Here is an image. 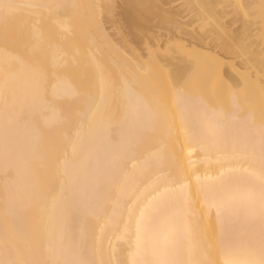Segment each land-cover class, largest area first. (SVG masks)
<instances>
[{
  "label": "bare ground",
  "instance_id": "bare-ground-1",
  "mask_svg": "<svg viewBox=\"0 0 264 264\" xmlns=\"http://www.w3.org/2000/svg\"><path fill=\"white\" fill-rule=\"evenodd\" d=\"M181 8L264 27V0H0V264H264L256 88L203 96L219 59L174 90L122 31Z\"/></svg>",
  "mask_w": 264,
  "mask_h": 264
},
{
  "label": "rangeland",
  "instance_id": "rangeland-1",
  "mask_svg": "<svg viewBox=\"0 0 264 264\" xmlns=\"http://www.w3.org/2000/svg\"><path fill=\"white\" fill-rule=\"evenodd\" d=\"M150 6L151 7L154 6V3H151ZM180 10L182 11V13L180 11L181 16L178 17L177 19H174V20H176L175 22H173V20L171 22H169V21L161 19L160 17H157L156 19H150L148 22H144V23L135 22V23H132L131 25H127V24L125 25L124 24L123 26H121L122 31L125 33V36H129V37H131L134 34H139V36H140L139 39L134 40L131 37L132 42H133V40H134V42L136 41V43L133 42L134 46H136V49H139V50L141 49L139 52L145 56H149L151 52H153L157 56L156 59L158 60V62L160 61V62H162V65H165V67L163 66L164 71L166 70L165 74H170L169 72H171V74L173 75V76L171 75L172 78L173 79L176 78L174 80L173 84L171 83V87H174L175 85H177V86H175V88H173L174 90L175 89H181V88L183 89V85H185L184 90L186 89V91H189V92L193 91V93L199 92L198 88H197L198 90H192V89L196 88V87L194 88V86L191 89V86L194 85L195 81L197 80V79L193 80L194 82L192 81L194 75H196V77L199 76L201 81H200V79L198 81L201 82L202 86H204L203 83H205V81H207L206 80L207 78H205L206 76L204 77L205 78V81H204L203 77L201 78V76L198 75V74L202 75L203 73L206 75V73L202 72L201 68H199V67H203L206 65L205 66L206 68L204 69L206 71L208 68V65L210 64V65H212V71H213L212 73H216L215 69H217V66H218V65L216 66V64H218L217 61H219V59L224 61L225 64H224L223 68H221V69H224L223 71H225L226 74L224 73V75H223V73H221L222 70L219 69L220 71H218L216 73L217 77H215L216 78V79H214L215 81H213L211 84H209L206 87L204 86L205 88H202V91H205V90H208V91L207 92L206 91L200 92V93H202L203 96H205L207 94L205 97H208L209 99L213 100L214 102H216L217 105L218 104L221 105L222 102H224L226 104L227 100L229 102V100H230L229 95H232L234 93L238 94V97H239L238 99H240V100L241 99H243V100L247 99L246 93L248 92V88L250 89V91H251V89L253 90L254 88H256L254 90V92H257L258 94L254 93L253 96H255V97L251 98V96H250L253 91L250 92V94H248L250 97V100L253 99L252 101L254 102L253 103L249 100L250 101L249 105H251V103L255 104L256 106L252 105V107H255L253 109L256 110L257 114H261L260 115L261 119L264 120V115H263L264 114V109H263L264 108L263 107L264 106L263 105L264 104V99H263L264 96H262V93H261L262 89H260L262 87L263 83L259 84L260 79L264 80V50L261 51V47L264 44V40H263L264 39V37H263L264 33H263V29H262L264 27H262L263 25L261 23H260L261 25L258 24L260 21L258 20L259 22L257 23V20L255 18H249V20H248V18L246 20L244 18V20L243 19L241 20L240 17H235L236 19L232 18V20H231L232 16L231 17L226 16V18H224V21H222L223 18H220L221 19L220 21H219V19L205 21L203 18H197L196 16H192V15L187 16L188 13H190V12H188L184 8H181ZM234 16H236V15H234ZM228 17L230 20L228 19L229 21H226ZM240 20L242 21V23ZM253 20L256 22V24H254ZM182 21H184V22L182 23ZM225 21L228 24H226ZM238 21H240V22H238ZM178 22H179V24H178ZM180 22L182 24H180ZM221 22H223V24L227 25L225 27L227 29L222 28L223 24ZM229 22H231V23H229ZM230 24L231 25L233 24V26H231ZM249 24H251L250 28L248 27ZM220 26H222V27H220ZM252 26L255 29L258 28V30H255ZM255 26H258V27H255ZM107 27H109V26L107 25ZM229 27L230 28L232 27L231 29H234V31L230 30ZM259 27L262 30H260ZM142 28L144 30H146L145 35H141L139 33V31ZM236 28L238 29V32H237ZM242 31H244V32H242ZM250 31H254L255 33L250 32ZM257 31L259 32L260 36L257 34L258 33ZM190 33H191V35H190ZM255 34H257V35H255ZM177 35L179 37H177ZM196 35H198V37H196ZM174 39H176V40H174ZM257 44H258V46H257ZM257 47H259V48L257 49ZM146 48L151 49V51H148V49H146ZM232 53H234V54L231 56ZM236 53H238V55H240V56H237ZM213 54H214V56H213ZM236 56H237V58H236ZM226 59L229 61L231 60L230 64H228L229 61L227 62ZM191 64L195 68H193L191 66ZM219 64H220V62H219ZM180 66H181V68H180ZM182 67H184V69H182ZM226 67H228V68H226ZM178 68L182 69L181 74L182 75L185 74L184 77H182V75L180 74V70H177ZM229 68H231L234 72ZM167 69H168V71L169 70H171V71L168 72ZM172 69L175 72L172 71ZM194 69H195V71H197L196 69H198V70H200V72L198 74H195ZM183 72H185V73H183ZM210 72H211V69H210ZM216 74L214 76H216ZM227 74L228 75L231 74L229 76V78H231V79L228 78ZM192 75H193V77H192ZM222 75L224 76L223 79H222ZM243 75H244V78H243ZM190 76H191V79H190ZM210 76L212 77L213 75L211 74V75H209V77ZM180 77L182 79H180ZM183 78H185V79H183ZM187 78H188V81L190 80L193 82L192 85H190L191 84L190 81H189V83L186 84V82L184 80H187ZM173 79H172V81H173ZM233 79H234V81H232ZM256 79H258L259 81H257ZM227 80L228 81L230 80L231 82H227ZM221 81L223 82L224 85L227 84L226 85L227 87L223 86L222 83H219ZM214 82L217 84V86H215V87H214ZM247 82H249V83H247ZM174 83H176V84H174ZM207 83H208V81H207ZM168 84H169L168 82L164 83L165 86H167ZM201 84L199 83V85H197V83H196L195 85L197 87H200ZM255 85H256V87H255ZM169 86H170V84L168 85V87ZM218 86H220V87H218ZM168 87H165V88H167L166 91L168 89H171ZM213 87H214V89H213ZM222 87H223V89H222ZM217 88L220 90L217 91L218 90ZM210 89H211L212 94L209 93ZM239 89H240V91L243 89V91L246 92V93H244L243 91L241 92V93L245 94V96L243 94L241 95V97L239 96L240 95ZM162 90H163V88H162ZM215 90H216V93H215ZM163 91L166 92L165 90H163ZM208 94H210V96ZM219 94L221 95V97L224 96L223 98H225V100L222 99ZM242 96H243V98H242ZM164 97L162 98L161 102L163 100L167 99V98L165 99ZM213 98H215V99H213ZM259 98H262V99H259ZM218 99L220 102L216 101ZM243 100L240 101L243 105L248 103L247 102L248 100L246 102L244 100V102H245V104H244L242 102ZM260 100H261V102H260ZM161 102H160V104H161ZM167 102H168V100L165 102L166 105H164V104H161V105H164V107L165 106L168 107V110H169L171 108L170 104L173 105V102L170 101L171 103L169 102V105ZM156 103H158V102H156ZM258 103L262 107L261 109H260V106L257 105ZM223 105H221V106H223ZM247 105L248 104H246V106ZM252 107L249 106L250 109ZM164 110H165V112L167 111L166 109H164ZM177 137H178V135H177ZM178 150H180V152H182L181 148Z\"/></svg>",
  "mask_w": 264,
  "mask_h": 264
}]
</instances>
